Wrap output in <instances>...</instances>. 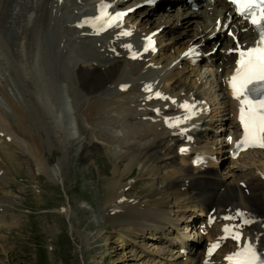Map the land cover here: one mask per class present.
<instances>
[{"label":"bare ground","instance_id":"6f19581e","mask_svg":"<svg viewBox=\"0 0 264 264\" xmlns=\"http://www.w3.org/2000/svg\"><path fill=\"white\" fill-rule=\"evenodd\" d=\"M146 1L108 0L113 5L108 10L110 13L121 11L132 2L136 5L143 2L145 6L134 11L139 17L136 25L142 27L136 29L122 21L119 28L114 26L97 34L94 27L83 22L97 15V6L102 0H0V130L34 162L38 174L60 183L64 191L69 150L73 149L74 155L86 165L94 163L90 155L91 132L83 135L78 123L73 124L74 116L82 109L88 122L100 129L92 134L103 142H110L109 155L125 166L138 163L147 167L160 163L164 169V192L182 194L179 206L184 205L188 214L197 209V215H201L190 221L198 224L193 233L189 232L194 225L182 235L181 228L173 229L179 218H168L164 204L158 203L150 211L136 201L116 200L124 186L113 176L105 184L108 222L121 225L135 217L146 224L149 220L150 234L164 239L159 250L173 248L189 258V264H227L226 257L237 251V242L221 239L224 226L221 229L217 223L239 210L252 221L240 229L243 236L264 252V151L238 154L245 161L251 159L254 165V174L239 179L242 184L222 181L219 169L225 167V157L219 160L201 129L211 119H204L206 104L211 98L204 93L207 100L201 103L197 91L184 82L186 75L171 69L191 57L196 61L191 66L192 72L200 68L199 64L214 68V78L222 91V101L215 99V103H223L231 115L233 131L226 133L224 128L223 138L228 145L227 152L230 150L228 157L232 158L241 123L240 103L233 97L228 81L229 68L237 53L229 50L236 49L237 43L248 47L255 40V34L245 21L233 14L226 0H196L198 5L193 9L185 0L165 2L158 8ZM162 5L164 9L167 5L174 8L167 10L164 17L155 18L151 27L149 17L157 16L159 8L164 10ZM159 27V39H171L172 45H181L176 48V56L170 54L158 67L154 44L148 51L144 48L147 38L153 41L154 31ZM177 29L183 30L173 36L171 33ZM124 31L131 35H121ZM168 34H171L169 38ZM126 44L132 45L131 50L124 47ZM216 45L215 52L208 53ZM190 48L194 53L185 55ZM165 50L161 46L158 54ZM132 52L138 54L137 58H132ZM196 53L200 56L196 57ZM60 80L68 84L67 97L61 94ZM145 85H152V91H145ZM156 91L171 99L155 98ZM149 96L153 98L148 99ZM185 101L195 105L194 115L180 107ZM185 116L190 118L184 120ZM165 117L170 122L179 117L183 122L176 128L169 127ZM190 135L192 140L186 139ZM118 146L125 150L122 152ZM174 159L186 167L177 166ZM206 166L217 169L203 170ZM65 212L69 217L71 207ZM183 217L180 216L186 221ZM210 218H215L213 226ZM227 222L231 225L237 221ZM13 224L11 221L10 225ZM188 226L185 222V230ZM74 230L69 221V231ZM165 230H171L172 235L166 236ZM217 242L220 247L209 255V247ZM240 243L242 246L243 240Z\"/></svg>","mask_w":264,"mask_h":264},{"label":"rangeland","instance_id":"374dc122","mask_svg":"<svg viewBox=\"0 0 264 264\" xmlns=\"http://www.w3.org/2000/svg\"><path fill=\"white\" fill-rule=\"evenodd\" d=\"M134 4L132 2L123 6L127 7L128 13L125 25L130 24L139 29L142 26H137L135 22L139 18L138 15L129 11V7H134ZM171 8L173 10L174 7L165 6V12L159 10L157 16H148L150 19L148 24L153 27V20L164 17L163 14L168 13L166 11ZM182 30L177 29L171 34L176 36ZM159 34L156 35L157 52L160 51L161 46L166 50L156 54L155 64L158 67L170 54L176 56V48L181 45H172L171 39H159ZM171 34H168L167 38ZM217 47L218 45L215 49ZM190 61H181L178 67L172 66L171 69L174 73L179 70L183 76L186 75L184 82L197 91L198 97L202 98L201 103L207 100L204 93L211 98L206 104L207 117L204 118L207 120L211 117V119L201 129L206 140L213 145L219 160L225 157L223 160L226 163L225 167L219 169L222 181L242 184L243 181L239 179L254 174V165L251 164V159L245 161L238 155L228 157L230 150L228 153L223 131L226 128V133H232L233 127L230 124L231 115L226 112L223 103H215V99L218 102L222 101V91L214 78V68L200 64V68L192 72L191 68L194 67L189 66ZM198 70L199 74H196ZM59 85L63 86L61 91L63 97H67L68 84L60 80ZM73 107L75 108V105ZM74 117L73 124L75 121L78 123L83 135L91 132L89 133L92 143L90 155L92 159L94 158V163L86 165L74 155L73 149L69 150L70 155L63 177L64 191L60 183H54L48 177L38 174L34 162L23 155L10 137L0 130V218L2 219L0 264H184L185 262L189 264V258L177 253L173 248L159 250L164 239L160 240V237L157 238L152 231L153 234H150L147 230L148 224L151 223L149 220L145 222L146 224L135 220V217L132 221L121 225L108 222L107 206H104L108 196V188L105 184L113 176L120 179L124 188L116 200L136 201L150 211L154 210V206L158 203L164 204L168 218L173 220L179 218L173 229L181 228L182 235L193 225L190 234L198 227V224L190 221L199 216L197 215L199 211L195 209L188 214L190 212L184 210V205L179 206L182 194L164 192L165 181L162 179L164 169L160 163H152L147 167H142L138 163L125 166L123 162L108 154L110 142H103L92 134L94 131L99 132L100 129L97 124L88 122L82 109H79ZM186 139L190 137L186 136ZM118 147L122 152L125 150L123 147ZM219 150L221 152L216 153ZM255 158H258L257 155ZM180 162L177 159L174 164H178L177 166L181 168L186 167L185 164L179 165ZM208 169L217 168L213 166L203 168V170ZM68 206L71 207L69 217L65 212ZM182 215L186 217V221L180 218ZM11 221H14L13 225H10ZM69 221L75 227L74 231H69ZM213 221L209 219L212 226ZM185 222L190 224L187 230H185ZM227 223V220L220 218L217 224L221 228L222 225H228ZM170 231L163 232L168 233L167 236L172 235ZM146 243H150L151 246Z\"/></svg>","mask_w":264,"mask_h":264},{"label":"snow or ice","instance_id":"6c2138e0","mask_svg":"<svg viewBox=\"0 0 264 264\" xmlns=\"http://www.w3.org/2000/svg\"><path fill=\"white\" fill-rule=\"evenodd\" d=\"M235 6L236 13L248 20L254 26V30L258 32V39L254 46L245 47L237 43L236 49H230L229 52H236L238 59L237 67L234 74L229 80V85L233 92V97L240 103L239 120L242 125L243 137L237 142V149H241L244 145L259 146L264 148V0H230ZM113 5L108 0H102L97 6L98 15L86 18L84 24H89L96 29L97 34L106 31L108 28H119L123 18L128 15L127 12L110 13L108 10ZM131 11V10H129ZM219 23V21H218ZM83 26V24L81 25ZM121 35H131V32L124 31ZM148 39V44L144 51H148L152 47V41ZM124 47L131 50L132 45L126 44ZM194 49L190 48L185 55L194 53ZM137 53L132 52V58H137ZM126 87V86H125ZM145 91L151 92L152 85H145ZM157 99L170 100V97L163 96L159 91L154 93ZM149 96L148 99H152ZM173 104L175 100L171 101ZM180 107L190 115H194L192 109L194 104L185 101ZM157 113L160 109H154ZM190 116H185L187 120ZM165 122L169 127L176 128L183 121L177 117L172 122L170 118L165 117ZM184 151V149H181ZM222 219L237 221L231 225H225L222 231L226 234L221 239L231 238L237 242V251L226 257L231 264H264V252L259 251L255 244L243 236L240 230L243 226L252 223L250 219L245 218L243 211H236L231 216H224ZM243 245L241 246V241ZM220 247V243L212 244L208 249V254Z\"/></svg>","mask_w":264,"mask_h":264}]
</instances>
